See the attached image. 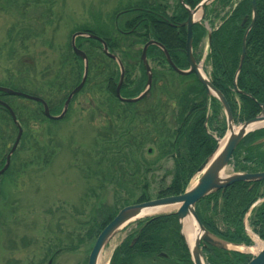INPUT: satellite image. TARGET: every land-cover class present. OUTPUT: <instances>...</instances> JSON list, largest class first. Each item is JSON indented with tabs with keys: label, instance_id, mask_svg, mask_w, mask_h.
Segmentation results:
<instances>
[{
	"label": "trees",
	"instance_id": "trees-1",
	"mask_svg": "<svg viewBox=\"0 0 264 264\" xmlns=\"http://www.w3.org/2000/svg\"><path fill=\"white\" fill-rule=\"evenodd\" d=\"M198 1L200 0H184V3L194 7ZM38 2L31 14L36 18L35 22L42 26L38 19L44 18L46 12L41 11L42 7L37 8ZM50 4L51 2H48V10H50ZM221 5L224 7L225 3L222 2ZM157 7L154 2L142 0L121 10L123 13L116 10L110 18L108 17L106 24L96 21V23L81 25L70 34L71 37L74 32L79 31L87 35H96L105 41L109 52L118 56L124 67V79L120 89L123 97L137 96L145 85V70L140 61L141 48L135 49L136 45L142 47L153 38L167 49L173 63L178 68H186L185 30L183 27L174 28L167 25L161 29L163 23L150 13ZM249 10L248 0L247 8L245 5H240L237 11L234 10L227 17L221 27L216 31H211L208 38L209 52L206 63L211 67L210 80L225 97L235 123L253 119L260 113V105L264 106V0L256 1V20L246 37L245 56L236 82L238 92L233 88L244 33V27L240 25V22L242 16ZM0 12L11 14L22 21L29 19L28 11L18 0H0ZM172 16L177 22L184 21L186 18L185 9L177 0H175ZM122 17L125 19L123 20ZM22 30L17 25H11L8 29L7 38L10 40V48L18 43L21 49L27 50L25 40L33 36L28 37ZM192 33L195 49L204 38H207V31L195 25ZM20 35L23 36L19 39ZM70 37L67 42V54L61 55L58 60L56 69L59 68V70L56 76L47 82L48 88L53 89L55 81L57 82L58 78L62 79L56 84L57 89L54 90L63 93L62 99L54 104L46 101L52 115L60 113L68 93L82 77L83 62L74 55L70 46ZM75 44L85 53L88 61L87 78L78 94L88 89L91 81L94 80L92 77L97 76L95 92L102 96V104L106 109L107 117L102 131L99 129L93 139L89 152L87 151V155L82 157L84 160V164L81 165L82 175L88 182H92V185L88 183V195L85 196V200H88H84L83 206L85 209L88 208L87 203L90 199H96L99 192L103 193L107 190L112 192V201L110 205H94L97 207L89 217L91 219L83 223L84 228L76 229L68 235L70 245L64 244L62 240L57 242L61 245H53L48 241L44 255L45 260L48 258L47 261L50 258L54 259L63 249L75 251L82 246L83 241L96 238L122 207L150 200L146 172L150 170V165H154L155 161L166 157L172 160L170 180L157 193L156 198L182 194L199 166L216 148L217 143L211 132L222 137L226 130L224 119L220 117L221 106L218 101L206 96L204 88L193 75L187 77L176 75L157 48L148 47L147 59L156 62L162 71H152L151 88L141 101L127 104L119 102L116 98L115 89L119 80V71L114 61L103 54L101 44L97 40L81 36L75 39ZM21 63L18 64V71L22 76L14 81L15 84H7L8 87L42 97L43 89L46 91L44 86L46 87L47 84L42 86L31 81L29 73L33 67ZM67 66H69V71L64 77L61 69ZM135 70L139 74L132 79V73ZM90 72L92 75H89ZM62 86L67 88H62ZM6 97L8 96L0 93V100L8 103ZM149 97H151V105L146 107L144 112H139L136 105ZM154 101L157 104L152 106ZM36 105L38 112H34L33 118L37 121L40 119V122L42 119L47 120L45 122L52 125H57L66 119L70 110L69 105L65 117L60 121H53L45 119L41 106L38 103ZM120 109L125 118L120 119V115L117 114ZM13 111L16 114L14 109ZM162 111L163 114H168V112L171 114V126L168 127L165 117H160ZM134 115L141 124H145L142 126L144 129L158 136L155 138L152 135L151 142L152 144L156 142L153 145L157 146L159 156L151 164L145 160L142 151L144 142L148 140L147 137L144 136L141 140H137V136L142 135L141 125L136 128L131 122L126 124L118 122L119 120H131ZM6 118L13 126L7 110L0 107V121L3 124L7 123ZM7 125L3 127L6 128ZM12 134L15 137L16 133L12 130L10 132L7 128V132L4 133L0 127V169L5 162L6 153L3 149L13 139ZM263 136L264 129H260L244 137L232 154L236 170L252 173L264 170V145L253 144ZM21 149V142H19L18 148L11 157L10 166L2 176L9 173L15 156L17 157V150ZM38 152H40L38 159L40 162L43 160V164H48L54 153L46 146L39 147ZM259 198H264V181L235 182L224 190H218L201 199L196 205V213L202 225L213 235L229 243L248 246L252 241L244 229L243 219L252 204ZM138 223L143 224L144 227L136 243L131 248L128 247L129 242L125 243L120 251L114 253L111 264H151L150 259L154 258L155 253L166 249L172 257L180 256L179 252H183L188 258L174 214L160 215ZM248 223L252 231L264 241V201L251 210ZM20 243L22 247L30 245L24 240ZM203 252L206 264H247L251 258L248 254L226 251L211 245H208Z\"/></svg>",
	"mask_w": 264,
	"mask_h": 264
},
{
	"label": "rangeland",
	"instance_id": "rangeland-1",
	"mask_svg": "<svg viewBox=\"0 0 264 264\" xmlns=\"http://www.w3.org/2000/svg\"><path fill=\"white\" fill-rule=\"evenodd\" d=\"M18 1L28 11L29 19L27 21L24 19L22 21L6 12H0V86L15 84L14 81L22 76L18 71V64L22 62L21 64L33 67L29 73L31 81L42 86L47 84L46 87L44 86L46 91L43 89V95L40 94L41 98L54 104L63 97L62 92L54 91L57 89L55 88L56 84L62 79L58 78L57 82L55 81L53 89L48 88L47 82L56 76L57 70H59L56 68L60 56L67 54V42L71 32L78 26L96 23V21L106 24L108 17L110 18L116 10L121 11L142 0ZM37 1H39L37 8L42 7L41 11L46 12L44 18L38 19L42 26L35 22L36 18L31 14L36 8ZM146 1L152 2V0ZM156 1L167 4V13L168 15L172 14L175 0ZM48 2H51L50 10H48ZM32 18L34 21H30ZM122 19L124 20L125 17ZM11 25H17L23 29L22 31L28 37L33 36L25 40L27 50L21 49L18 43L10 48L7 31ZM22 36L20 35L19 39ZM204 47V44L200 47L202 57ZM136 48L140 49L141 46L136 45ZM148 63L152 71H162L156 62L148 60ZM203 65L206 66V63ZM163 69L167 73L165 68ZM61 71L65 77L69 66L62 68ZM91 73L89 75H92ZM138 74L135 70L132 73V79ZM92 78L94 80L91 81L88 89L78 94L70 103L67 118L57 125L45 122L47 120L43 121L44 119L41 122L39 119L38 122L33 118L34 112H38L35 102L21 97H6L8 104L16 112L22 129L21 136H23L20 141L22 149L17 150V157L15 156L11 170L5 176L0 175V264L10 262L46 264L48 258L45 260L44 255L48 241L53 245H61L57 242L62 240L64 244L70 245L68 235L76 229L84 228L83 223L91 219L89 217L97 207L94 205H110L112 201V192L107 190L103 193L99 192L96 199H90L87 203L89 204L88 208L85 209L83 206V203L88 200H85V196L88 195V183L92 185V182H88L82 175L81 165L84 164L82 157L89 152L93 139L99 129L102 131L104 121L107 119L102 96L95 92L97 76ZM62 88L67 87L62 86ZM150 101L151 97L136 105V109L139 112H144L146 107L151 105ZM156 104L154 101L152 106ZM163 113L162 111L160 117H165L166 124L168 127L171 126V114ZM117 114L120 115V119L125 118L121 109L117 111ZM6 122L8 125L5 128L3 126L6 124L0 121L2 132L6 133L8 128L10 132L12 130L13 133H16L14 125H10L7 118ZM118 122L121 124L131 122L136 128L141 125L142 135L137 136V140H141L144 136L148 139L142 148L143 157L150 164L155 161L159 156V150L157 146H154L156 142L153 143L154 145L151 142L154 134L142 127L145 124H141L135 115L131 120H119ZM12 135L14 139V134ZM154 137L158 136L154 135ZM13 139L3 149L4 153L12 145ZM41 146L49 147L54 151L48 164H43V160L40 162L38 159L40 155L38 148ZM47 150L49 149L47 148ZM150 166V170L146 172L149 183L148 197L155 199L157 193L170 180L169 172L172 169V160L169 157L162 158ZM194 181L195 179L190 182V185ZM249 231L247 232L252 241L250 247H227L230 250L237 249L244 252L255 253L258 251L256 246L258 239ZM126 232L127 230L119 231L109 242L103 252L104 258L111 254L115 244ZM94 239L83 241L82 246L75 251L63 249L52 264H86ZM22 240L30 245L22 247L20 243Z\"/></svg>",
	"mask_w": 264,
	"mask_h": 264
},
{
	"label": "water",
	"instance_id": "water-1",
	"mask_svg": "<svg viewBox=\"0 0 264 264\" xmlns=\"http://www.w3.org/2000/svg\"><path fill=\"white\" fill-rule=\"evenodd\" d=\"M210 1L211 0H202L200 3H198V5L193 10H190V8L185 6L183 0H179L182 7L185 8L188 13L187 19L185 23H183V25L187 27L185 54H186L187 63H188V70L183 71V70L178 69L171 61L170 56L168 55V52L158 42L148 41L143 46L140 58H141L143 67L145 69L146 84H145V89L143 90V92H141L135 98H123L120 95V88H121V84L123 80V67L120 61L118 60V58L114 54H111L108 52L106 43L102 39L94 35H86L90 39L97 40L102 46L103 53L108 58L117 62L119 69H120V76H119V82L117 84L115 94H116V98L120 102H124V103L138 102L141 99H143L144 96L149 91L150 86H151V81H152V73L147 63L146 51L149 46L155 45L163 51L167 64L175 73L179 75L194 74L196 76L197 80L204 87L206 95L209 97H213L219 101L223 109L225 121H226V135H225L226 140L222 146H220V144L218 143L214 152L211 155H209L204 160V162L199 166L198 173H200V177L198 178L196 183L182 194L143 201L140 203L127 205L123 207L122 209H120L118 213L115 215V217L97 235L92 245V248L89 252V255L87 258V264H97L98 258L103 248L112 239V237L116 235L120 230H122L125 226L137 220L143 219V218L162 214L161 212L155 213V214H149V213L157 208L170 207V206H177V208L174 209L173 212L177 217L178 224L181 228L180 235L184 238L187 244L192 263L193 264H204L202 248H206L207 245H211L218 249H225L226 245L228 244L222 239L210 233L201 224L195 212L196 203L200 199L218 190H223L235 182L256 183V182H260L264 180V170L258 173L237 172V173H233L230 175L225 174V169L227 167L228 161L233 151L236 149V147L242 141V139L247 134L255 130L264 129V108L262 107V111L258 116L248 121H245L236 127L233 121L230 107L226 99L211 84V82L206 78L204 73L200 70L199 65L196 63L193 57V53H192V25L194 23V15L199 9L201 10V12H203L204 6ZM251 7L254 12L255 0H252ZM253 23H254V20L252 21L250 26L245 31L243 38H242L241 56H240L238 69L235 74V80L241 69L242 62L244 59L245 40H246L248 31L250 30ZM78 36H85V34L81 32L74 33L71 36L70 46H71V49L74 55L83 61L82 78H81L80 83L76 87H74L70 91V93L67 95L63 103V106H62V111L59 115L57 116L51 115L46 102L39 97L21 93L18 91H14L6 87H0V92L10 95V96H19V97L26 98L28 100L35 101L42 106V112L46 118L50 120H54V121L62 119L67 112L68 105L71 99L76 93H78L82 89L85 83L86 77H87V69H88L87 65L88 64H87L86 55L80 49H78L75 44V38ZM234 87L236 88L235 81H234ZM0 106L4 107L8 111L14 124L17 127V135L14 140V143L9 153L6 156L4 166L0 169V175H1L8 168L10 164V157L19 143V140L22 134V129L20 125L18 124L12 109L6 103L2 101H0ZM255 144L264 145V138L259 139ZM185 218H192L197 226V233H195V237L191 245H188L186 237L183 232V221ZM51 263H52V259L49 260L48 264H51ZM247 264H264V246L257 254H255L252 257V259Z\"/></svg>",
	"mask_w": 264,
	"mask_h": 264
},
{
	"label": "flooded vegetation",
	"instance_id": "flooded-vegetation-1",
	"mask_svg": "<svg viewBox=\"0 0 264 264\" xmlns=\"http://www.w3.org/2000/svg\"><path fill=\"white\" fill-rule=\"evenodd\" d=\"M153 2L158 7L156 9H152L150 11V13L152 14V16L156 17V19H158L159 21H161L163 23L161 25V29H163L165 27V25H167V26H171L174 28L183 27L184 30H186L185 25H182V23H184V21L186 20L187 14H186V18L184 19V21L177 22L173 18L172 14L168 15V13H167L168 5L167 4L159 3V1H156V0H152L151 3H153ZM222 2L225 3L224 7H222V5H221ZM251 2H252V0H249V3H250L249 12L245 13L242 16V20L240 22V25L242 27H244V32L250 26L252 21L254 20V23H255V20H256V2H255L254 12H253L252 7H251ZM240 5H245L247 8L248 0H216L211 5H208L204 8L203 13L201 14L200 18L195 21L194 25L192 26V29L195 25L203 27L204 29H205V25H210L211 31H213V30L216 31L219 27L222 26V24L225 22L227 17H229V15L234 10L237 11V9ZM153 6H155V5H153ZM210 10H211V14H209ZM254 23L252 26H254ZM252 26H251V28H252ZM152 40H154V39L152 38ZM154 41H156V40H154ZM156 42H158V41H156ZM153 47H155V46H153ZM155 48H157V47H155ZM157 49L160 50L159 48H157ZM194 52L196 53V55L199 54V48L196 47V50H194ZM151 61L154 62L152 59H151ZM7 152H8V150H7ZM5 157H6V154H5ZM143 227H144L143 224L137 223V224H134V225L127 227L124 230V231L127 230V232H126V234L123 235V237H121V239L113 247V249L111 251L110 259H109V264H111V262L113 261L114 253L118 250L120 251V249L123 247V245L125 243H128V242L130 243L128 245L129 248H131L136 243L138 236H139ZM178 232H179V227H178ZM181 240H182L183 244L186 246L183 238H181ZM168 252H169L168 249L160 250V251L156 252L154 258L150 259L151 264H192L190 259H189V256H188V258H186L185 255L183 254V252H179L180 256L175 255L173 257L170 256ZM187 255H188V253H187Z\"/></svg>",
	"mask_w": 264,
	"mask_h": 264
},
{
	"label": "bare ground",
	"instance_id": "bare-ground-1",
	"mask_svg": "<svg viewBox=\"0 0 264 264\" xmlns=\"http://www.w3.org/2000/svg\"><path fill=\"white\" fill-rule=\"evenodd\" d=\"M225 137L223 139L220 140V146L223 145V143L225 142ZM177 206H170V207H161V208H157L155 210H153L152 212H150L149 214H155V213H168L170 211H173L174 209H176ZM183 232L184 235L186 237L187 243L188 245H191L193 242V239L195 237V233H197V226L196 223L194 222V220L192 218H185L183 221ZM257 249H261L262 243L257 240ZM104 253L102 252L98 258V262L97 264H106V257L104 258ZM104 259V261H103Z\"/></svg>",
	"mask_w": 264,
	"mask_h": 264
}]
</instances>
